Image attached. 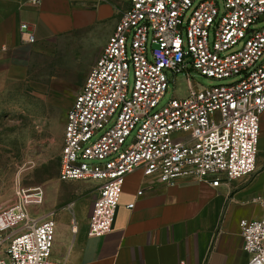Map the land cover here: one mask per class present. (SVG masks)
Returning a JSON list of instances; mask_svg holds the SVG:
<instances>
[{"label":"built area","instance_id":"1","mask_svg":"<svg viewBox=\"0 0 264 264\" xmlns=\"http://www.w3.org/2000/svg\"><path fill=\"white\" fill-rule=\"evenodd\" d=\"M198 2L130 0L69 109L59 180L99 183L91 238L112 232L126 178L137 171L167 187L209 182L215 188L257 173L264 0H224L223 13L218 0ZM20 31L26 43L36 44L29 24ZM190 65L209 79L239 81L192 85L187 96L159 109L170 79ZM16 195L15 204L0 206V264H66L54 258L58 211L42 212L45 189L19 188ZM72 225L77 233L76 218ZM240 227L249 264H264V218L243 220Z\"/></svg>","mask_w":264,"mask_h":264},{"label":"crops","instance_id":"2","mask_svg":"<svg viewBox=\"0 0 264 264\" xmlns=\"http://www.w3.org/2000/svg\"><path fill=\"white\" fill-rule=\"evenodd\" d=\"M129 7L130 0H0V79L21 67L35 45L81 31L100 32L97 60ZM24 23L34 29L36 44L26 43ZM259 144L257 173L218 188L209 182L167 187L142 171L129 175L112 232L89 236L92 205L74 214L77 233L73 219L64 229L57 221L54 258L66 264H249L240 223L264 218V116ZM87 185L95 198L99 183Z\"/></svg>","mask_w":264,"mask_h":264},{"label":"rangeland","instance_id":"3","mask_svg":"<svg viewBox=\"0 0 264 264\" xmlns=\"http://www.w3.org/2000/svg\"><path fill=\"white\" fill-rule=\"evenodd\" d=\"M218 1L223 13L224 0ZM99 35L93 29L35 45L21 67L0 79V206L15 204L19 188L43 187L47 204L42 212L56 209L63 229L75 213L91 210L94 194L88 183H63L59 173L67 114L99 54ZM237 81L239 77L209 79L190 65L189 72L170 79L159 109L187 96L192 85L207 88ZM130 86L132 91L133 70ZM116 121L117 116L100 134Z\"/></svg>","mask_w":264,"mask_h":264},{"label":"water","instance_id":"4","mask_svg":"<svg viewBox=\"0 0 264 264\" xmlns=\"http://www.w3.org/2000/svg\"><path fill=\"white\" fill-rule=\"evenodd\" d=\"M190 63L192 62V61H189Z\"/></svg>","mask_w":264,"mask_h":264}]
</instances>
